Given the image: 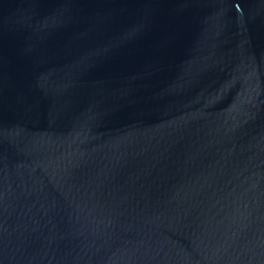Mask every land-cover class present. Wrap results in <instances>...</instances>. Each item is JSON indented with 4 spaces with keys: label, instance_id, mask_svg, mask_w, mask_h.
<instances>
[{
    "label": "water",
    "instance_id": "1",
    "mask_svg": "<svg viewBox=\"0 0 264 264\" xmlns=\"http://www.w3.org/2000/svg\"><path fill=\"white\" fill-rule=\"evenodd\" d=\"M0 264H264V0H0Z\"/></svg>",
    "mask_w": 264,
    "mask_h": 264
}]
</instances>
